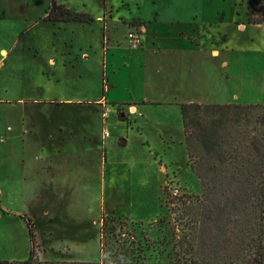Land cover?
Segmentation results:
<instances>
[{
  "label": "rangeland",
  "instance_id": "rangeland-1",
  "mask_svg": "<svg viewBox=\"0 0 264 264\" xmlns=\"http://www.w3.org/2000/svg\"><path fill=\"white\" fill-rule=\"evenodd\" d=\"M108 1L112 14L107 0L105 5L104 0L73 3L78 11L70 12L90 16L89 23H41L32 25L23 38L12 35L0 41V49L5 50L0 53V261L28 260L29 221L36 241V264H105L108 258L167 264L174 218L169 208H181L183 195L201 194L189 166L179 110L160 104L147 107L141 117L114 104L129 100V88L138 90V97L146 90L150 100L159 102L171 93L162 77L152 70L145 72L131 57L141 47L129 46L125 19L141 14L147 21L155 4L160 9L167 3L194 0ZM198 1L213 3L214 27L222 33H214L213 47L228 50L225 58L230 61L224 70H218L214 62V84L210 94L204 92L205 100L263 103L264 31L257 25L241 31L238 25L247 24L249 5L264 0ZM164 17L149 28L145 40L163 32ZM144 79L150 84H144ZM108 81L111 89L106 87ZM102 99L101 107L97 104ZM55 100L62 105L55 107ZM104 106L110 108L105 121ZM66 123L71 137L65 132ZM104 130L109 133L106 139ZM50 135L53 142L48 140ZM63 137L67 150L54 157L62 170H41L42 164L54 165L40 147H54ZM75 151L82 152L84 159ZM71 155L80 161L76 166L62 162ZM36 189L55 198L60 220L41 216L35 208ZM107 217L120 218L110 226L116 234L124 233L123 247H111L112 241L104 247L106 258H101L100 229ZM140 236L149 241V250L140 248Z\"/></svg>",
  "mask_w": 264,
  "mask_h": 264
},
{
  "label": "trees",
  "instance_id": "trees-1",
  "mask_svg": "<svg viewBox=\"0 0 264 264\" xmlns=\"http://www.w3.org/2000/svg\"><path fill=\"white\" fill-rule=\"evenodd\" d=\"M105 5V0H104ZM45 20L51 23H89L90 16L72 14L51 1ZM247 24L264 26V1L246 10ZM189 166L201 194L183 195L173 215L167 264H264V102L261 104H179ZM164 194L166 188L164 187ZM120 221L107 217L100 229V257L104 247H123L124 236L110 226ZM29 231V258L36 264V241ZM121 231V230H119ZM134 232V231H133ZM135 233V232H134ZM109 235V236H108ZM129 236V234H128ZM127 236V237H128ZM104 242V239H108ZM131 238L136 236H132ZM122 241V242H120ZM141 249L151 248L140 236ZM142 260H105V264H148Z\"/></svg>",
  "mask_w": 264,
  "mask_h": 264
},
{
  "label": "crops",
  "instance_id": "crops-1",
  "mask_svg": "<svg viewBox=\"0 0 264 264\" xmlns=\"http://www.w3.org/2000/svg\"><path fill=\"white\" fill-rule=\"evenodd\" d=\"M51 1H54L57 5L64 6L69 11H78V7H74L75 2L82 0H0V41L8 40L12 35L16 38L20 35L24 36L32 25L38 24H53L44 18L46 17V10L51 5ZM28 2V3H27ZM154 5V4H153ZM87 6V4H86ZM107 7L110 9V14L113 12V6L109 4L107 0ZM76 8V9H74ZM162 9V10H160ZM156 4L152 7V10L147 18V21L142 18L141 14L132 15L125 19V24L128 26V31L131 29L140 30L141 35V48L139 51L134 52L131 57L140 63V66L144 68L145 72L152 70L155 76L163 79V86L165 89L171 90V93H165L166 101L159 102L150 100L145 94H141L138 97V90L128 89L130 91V97L128 101H116L115 105L123 111L131 112L133 115L139 114L144 117V110L147 107H153L156 105L166 104L178 109L180 112L179 104L185 103H197V104H217L214 99L208 98L205 100V93L209 92L214 84V62L217 63L218 70H224L229 66L230 61L226 59L228 50H220L213 47L212 41L214 40V33L216 36L222 35L218 28L214 27V5L208 1H186L178 4L167 3L166 7L160 8ZM82 10V9H81ZM73 12V11H72ZM162 14L165 20V29L160 35L152 33L150 41L145 40L149 28L152 25H158L162 19ZM101 20H105L102 15L96 16ZM151 20V21H149ZM70 23H56L69 25ZM79 24V23H78ZM84 24V23H81ZM139 24H141L139 26ZM29 25V26H28ZM129 25H131L129 27ZM251 24L241 23L238 25V29L245 31L247 26ZM264 31L263 25H257ZM23 38V37H22ZM159 38V39H158ZM103 39L105 42H109L107 35L103 33ZM163 41V42H162ZM151 42V43H150ZM165 42V43H164ZM109 44V43H108ZM232 52V51H231ZM0 53H5L4 49H0ZM264 57V46L261 50ZM86 56V54H84ZM144 79V84H150ZM141 81H139V84ZM107 89H111L112 85L109 81L106 83ZM113 84V83H111ZM143 84V86H145ZM142 86V85H141ZM264 91V84H263ZM212 92V91H211ZM210 94V93H208ZM132 101V103H130ZM64 102H69L67 99ZM96 103L102 107L104 99L99 100ZM220 104H231L228 101H224ZM53 105L59 107L62 105L59 101H54ZM125 106V107H122ZM117 115L118 109H117ZM181 115V114H180ZM66 123L65 132L71 137L73 132L67 129ZM9 128H7V131ZM58 131L62 134L64 130L59 128ZM32 132V131H31ZM30 132V133H31ZM86 137H83L85 139ZM66 138L57 141V145L54 147L41 146V150L45 153H49L48 160L54 167L42 164L41 170L51 173L53 170H62L59 162L54 161V157L64 154V143ZM48 140L53 142L55 138L48 136ZM84 148V147H83ZM72 149V148H71ZM83 149H81L82 151ZM73 154L74 149L70 150ZM75 155L79 157L83 155L82 152L75 151ZM84 159V157L82 156ZM65 159V160H64ZM62 162L67 161L73 166H76V158L74 156H67ZM65 163V162H64ZM65 166V170L69 169V165ZM44 165V166H43ZM84 166V163L82 164ZM164 168V167H163ZM82 169H85L82 168ZM84 175V170L81 173V177ZM55 199L51 193L43 191H37L34 196L35 208L40 212L41 216L47 218L48 221L60 220V215L56 214Z\"/></svg>",
  "mask_w": 264,
  "mask_h": 264
},
{
  "label": "built area",
  "instance_id": "built-area-1",
  "mask_svg": "<svg viewBox=\"0 0 264 264\" xmlns=\"http://www.w3.org/2000/svg\"><path fill=\"white\" fill-rule=\"evenodd\" d=\"M140 30L138 29H131L129 30L128 34H127V41L128 44L131 48L133 49H139L141 47V35H140ZM104 105V102L102 103V106ZM110 112V108L109 107H103V111H102V117L103 120H107V116L108 113ZM129 114H132L131 112H128ZM109 136L108 131L104 130L103 131V139H106Z\"/></svg>",
  "mask_w": 264,
  "mask_h": 264
}]
</instances>
